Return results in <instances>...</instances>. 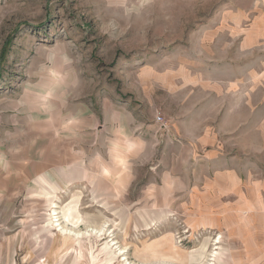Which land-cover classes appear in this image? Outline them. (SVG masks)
Listing matches in <instances>:
<instances>
[{
	"label": "rangeland",
	"instance_id": "374dc122",
	"mask_svg": "<svg viewBox=\"0 0 264 264\" xmlns=\"http://www.w3.org/2000/svg\"><path fill=\"white\" fill-rule=\"evenodd\" d=\"M234 19L264 25V0H0V177L12 175L18 188L0 204L6 264L120 260L110 238L64 245L54 204L78 231L107 223L135 262L156 264L154 251L168 260L198 249H209L202 257L210 260L213 242L227 243L216 227L201 228L186 214L190 205L144 187L148 165L122 148L120 133L93 140L68 134L66 124L81 122L84 111L104 123L106 109L124 102L133 111L140 73L157 71V58L195 49L213 26Z\"/></svg>",
	"mask_w": 264,
	"mask_h": 264
},
{
	"label": "crops",
	"instance_id": "0c3cea01",
	"mask_svg": "<svg viewBox=\"0 0 264 264\" xmlns=\"http://www.w3.org/2000/svg\"><path fill=\"white\" fill-rule=\"evenodd\" d=\"M261 23L254 20L245 28L242 19L220 22L195 49L157 58V71L140 73L133 111L124 102L123 107L106 109L104 123L92 111H84L78 116L81 122L66 124L68 134L84 133L93 140L120 133L122 148L137 156V164L148 165L151 178L144 187L170 203L190 205L186 214L196 215L199 227H216L226 237L216 264H264V170L259 168L264 114L258 115L264 108L263 95L259 102V93H264ZM84 113L90 118L82 122ZM157 115L166 119V128L156 122ZM11 179L12 175L0 177V204L17 197ZM6 235L0 225V264H6ZM208 250L171 255L168 260L154 251L153 260L208 264L202 257ZM140 261L147 263L146 258Z\"/></svg>",
	"mask_w": 264,
	"mask_h": 264
},
{
	"label": "bare ground",
	"instance_id": "6f19581e",
	"mask_svg": "<svg viewBox=\"0 0 264 264\" xmlns=\"http://www.w3.org/2000/svg\"><path fill=\"white\" fill-rule=\"evenodd\" d=\"M59 207L57 204H54L52 206V214L54 216V227L56 229V237L60 235L62 239L64 240L63 244L65 245L67 240L71 239L75 242L79 243L80 240L84 238H96L102 239L103 237H106L107 239L110 238V247L111 252L114 253V256H119V261L115 264H145L142 262H135L132 261L129 257L130 254V247L129 246H122L119 245V242L117 241V238L114 237V232L109 228L108 224H104L101 228H93L89 229L86 232H81L77 230V224H70L68 222H65L62 217L60 216V212L58 211ZM65 223H68L66 225ZM71 225V226H70ZM214 243L220 244L221 243V237L218 238V240L214 241ZM220 253L214 252L212 249L211 256L212 260H208V264H216V262L219 261ZM206 262V261H204Z\"/></svg>",
	"mask_w": 264,
	"mask_h": 264
},
{
	"label": "built area",
	"instance_id": "2783aa9c",
	"mask_svg": "<svg viewBox=\"0 0 264 264\" xmlns=\"http://www.w3.org/2000/svg\"><path fill=\"white\" fill-rule=\"evenodd\" d=\"M156 122L157 123H159L160 125H161V127H163V128H166L167 127V121H166V119L163 117V116H161V115H157V117H156ZM216 240V239H215ZM214 243V242H213ZM219 244H217V243H214V249H213V251L214 252H217L218 253V249H219V247H217ZM212 258V257H211ZM210 260H212V259H210Z\"/></svg>",
	"mask_w": 264,
	"mask_h": 264
}]
</instances>
